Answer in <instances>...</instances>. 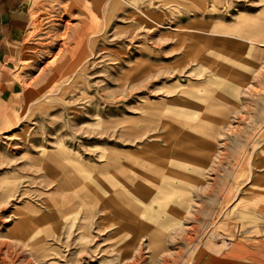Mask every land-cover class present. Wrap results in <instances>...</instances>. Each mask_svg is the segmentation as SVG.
Masks as SVG:
<instances>
[{
    "label": "rangeland",
    "instance_id": "obj_1",
    "mask_svg": "<svg viewBox=\"0 0 264 264\" xmlns=\"http://www.w3.org/2000/svg\"><path fill=\"white\" fill-rule=\"evenodd\" d=\"M24 1L0 60V264H264V47L240 42L264 41V0H101L81 47L69 1ZM152 145L184 171L161 170L175 198L125 194L142 213L122 221L123 199L103 200L127 184L105 161L139 163L128 155Z\"/></svg>",
    "mask_w": 264,
    "mask_h": 264
},
{
    "label": "bare ground",
    "instance_id": "obj_2",
    "mask_svg": "<svg viewBox=\"0 0 264 264\" xmlns=\"http://www.w3.org/2000/svg\"><path fill=\"white\" fill-rule=\"evenodd\" d=\"M67 1H69L70 3H69V5L67 6V13L69 12V10H68V8L71 10V12H72V10H77L78 12H79V14H80V16H84V18L85 19H81V21H80V25L76 28H74V33L72 34V39H73V41H74V43H75V45H76V47H78V46H80L82 43H83V41L86 39V37L90 34L91 36H93V35H96V33H98L99 32V7L101 6V0H92V2H93V5H94V7H93V13L92 12H90V10H89V8L87 7V4H86V0L85 1H82V2H85V4H82L81 5V3L79 2V0H67ZM59 1L57 0V3H58ZM68 3V2H67ZM66 3V4H67ZM134 3L137 5V1L135 0L134 1ZM56 5V4H55ZM64 5V4H63ZM133 5V4H132ZM54 7H56V6H54ZM61 7V6H60ZM64 8L66 7V6H63ZM90 7V6H89ZM62 8V7H61ZM52 9V8H51ZM63 9V8H62ZM134 9L136 10L137 8L136 7H134ZM59 10V9H58ZM65 11H63V13H64ZM136 12V11H135ZM53 13V12H52ZM55 13V12H54ZM62 13V14H63ZM61 16V15H60ZM57 17V16H56ZM68 17V16H67ZM70 17V16H69ZM61 20V19H60ZM70 21V20H69ZM63 23V22H62ZM145 23H147V22H145ZM64 27H63V30H64V32L65 33H67V31H68V33L70 32V27H72L71 26V24L68 22V21H66V23H64V25H63ZM143 27V26H142ZM141 27V28H142ZM150 27V26H149ZM143 28H146V27H143ZM66 36H68V34H65ZM61 36V35H60ZM63 36V35H62ZM59 37V36H58ZM65 37V36H64ZM64 37H60L61 39H63ZM70 37H71V35H70ZM68 38V37H67ZM241 43H243V42H246V43H250V44H254V46H257V47H264V44H261V43H264V41L263 40H259V41H256V40H251V39H243V40H241L240 41ZM60 46V45H59ZM62 46V45H61ZM81 47V46H80ZM63 52V50H61L60 49V51H59V53L61 54ZM78 52V51H77ZM59 54V55H60ZM68 56H71V53L70 54H68ZM56 55H55V59H56ZM65 57H66V55H65ZM67 58V57H66ZM52 59H53V57H52ZM84 60V59H83ZM82 62V61H81ZM257 62V61H256ZM84 63V62H83ZM258 63V62H257ZM257 63H255V64H253V68H252V70H251V72H254V79L256 80V82H260V79H263V77H259V65L257 64ZM82 64V63H81ZM48 65V64H47ZM45 67V66H44ZM47 67V66H46ZM80 69H81V67H79ZM63 70V69H62ZM77 72V71H76ZM75 72V73H76ZM67 78V77H66ZM256 108V107H255ZM259 110V109H258ZM257 113V112H256ZM256 115V114H255ZM262 115H264V113L262 114ZM262 115L261 116H259V117H261L262 118ZM260 119V118H259ZM264 119V118H263ZM262 120V119H261ZM250 121V120H249ZM251 122H252V120H251ZM250 122V123H251ZM257 125V124H256ZM233 131V130H232ZM235 135H236V133H234ZM186 135V134H185ZM234 136V135H233ZM238 136V135H237ZM235 139H236V137H235ZM151 146V145H150ZM184 148V147H183ZM182 148V149H183ZM182 149H180V150H182ZM185 149V148H184ZM183 149V150H184ZM196 149V148H195ZM205 149V148H204ZM170 150V149H169ZM186 150V149H185ZM184 150V151H185ZM189 150V149H188ZM205 150H207V149H205ZM163 151V155H165L164 157H165V159L166 158H169L170 156H169V152L166 150H162ZM162 151H160V149H158L157 148V146H155V145H152V147H150V150L148 149V150H141V151H138V152H135L134 154H133V156L131 155H128L129 157V159H131V157H133L134 158V156H137L138 157V155H142V156H146L143 160L141 159L140 160V162L139 163H137V159H135L136 161V163H137V166H136V163H133L132 161V163L134 164H129V162L128 163H121L120 161H115L114 160V155H111V156H109V158L107 159V161H105L106 162V165H108V166H112L115 170H117V172H115L114 170V172H115V174L117 173L119 176H121V177H123L124 179H122V180H124L125 182H123V183H125V184H127V188H126V185H124V186H120L119 188H116L115 189V187H113V185H111L110 183V185H109V188H110V190L112 191L111 193H112V196L110 197H104L105 198V200H103V201H109V199L111 198L112 199V201L114 200L113 198H116V197H118V198H122L123 199V202H122V204L123 205H125V207H126V211H125V215L123 216V214H122V216L120 217V220H122V221H125V220H127V219H129V220H131V219H134V217H136L139 213H142L140 210V208H141V206L140 205H138V204H133V203H129V201L127 202V201H125V198H124V196L123 195H125V194H132V195H136V196H138V197H141L142 196V198H144V199H146V200H148L149 198L150 199H152V200H155V198L156 197H158L160 194H164V196H171V198L173 199V198H175V195H173V194H175L176 193V191H177V189H176V185L175 184H171V183H167L166 184V186H165V188H164V191L163 192H161V191H159L160 189H162V186H161V182H163L164 180H167L168 179V176H165L163 173H162V171L161 170H164V169H167V170H169V169H171V173H170V176H174V173H180V172H184V171H179L178 169H179V166L177 167V164L176 165H172V163L171 162H169V161H167L166 163H165V161H161L162 163L159 165V164H157V162H159L158 160H157V157L159 156V153L160 152H162ZM193 151V150H192ZM196 151V150H195ZM179 152V151H178ZM187 152V151H186ZM185 152V153H186ZM188 152H190V150L188 151ZM168 153V154H167ZM191 153V152H190ZM194 153V152H193ZM193 153H192V155H193ZM184 154V153H183ZM188 154V153H187ZM187 154H185V155H187ZM194 154H196V153H194ZM162 155V156H163ZM182 156V157H186V156ZM55 156V155H54ZM72 156V155H71ZM188 156H189V154H188ZM179 157V155H178V153L176 152V154H174L173 155V161H177L176 159ZM57 158V157H56ZM61 158V157H60ZM69 158H70V156H69ZM72 158V157H71ZM74 158V157H73ZM126 158H127V156H126ZM127 158V159H128ZM139 158H141V157H139ZM128 159V160H129ZM187 159H188V157H187ZM191 158L189 157V159L188 160H190ZM71 160V159H70ZM153 160V161H152ZM191 160H193V159H191ZM72 161V160H71ZM195 161V160H194ZM74 161H72V163H73ZM130 162V163H131ZM197 162V161H196ZM68 163H71L70 161H68ZM198 163V162H197ZM200 163V162H199ZM64 164V163H63ZM183 164V163H182ZM66 164H64V166H65ZM70 165V164H69ZM66 166H68V165H66ZM65 166V167H66ZM79 165H78V163H77V167H78ZM82 166V165H81ZM163 166V167H162ZM184 166H187V165H184ZM189 166V165H188ZM182 167V166H181ZM68 168V167H67ZM78 169V168H77ZM182 169H184V167L182 168ZM54 171H55V173L54 174H56L57 175V177H59V178H61V180L62 179H64V184H63V187H67V189H73V187L75 188V190L73 191V192H75V194H73V195H76V198L78 197V196H80V197H82V198H87V195L84 193V190L85 189H83V188H80V184H79V181L80 180H78V179H76V177H72V175H69V171L66 169V168H64V167H62V165L61 166H59V165H56V168L54 169ZM83 171V170H82ZM174 173H173V172ZM196 171V170H195ZM76 172V171H75ZM81 172V171H80ZM114 172H113V174H114ZM145 172V174H146V176H143V173ZM186 172V171H185ZM190 172H193V171H190ZM81 173H84V172H81ZM195 173V172H194ZM77 174H78V172H77ZM109 174V173H108ZM114 174V175H115ZM84 176L85 175H89V178H90V176H92V172L91 171H87L86 170V173H84L83 174ZM70 176V177H69ZM78 176H79V178H81L80 177V174H78ZM109 176H112V175H109ZM86 177V176H85ZM99 177L101 178V176L99 175ZM103 178H104V176H102ZM107 177V176H106ZM87 178V177H86ZM89 178H88V180H89ZM92 178V177H91ZM90 178V179H91ZM97 178V177H96ZM113 178V177H112ZM111 178V181L113 180ZM147 178H149V180H150V178H155V179H157V181H155V182H149V181H147ZM82 179V178H81ZM108 179H110V178H108ZM87 180V181H88ZM92 180H93V178H92ZM104 180H106L105 178L102 180V182L104 181ZM115 180V179H114ZM153 180V179H152ZM60 181V180H59ZM58 182V181H57ZM56 182V183H57ZM82 182H85L84 180L82 181ZM93 182H94V180H93ZM98 183H101V181L99 180V181H97ZM60 183V182H59ZM58 183V184H59ZM106 184H107V182H106ZM114 184H116V183H114ZM138 184H142L143 185V190H145V192H139V191H131V189L130 188H133V187H135L136 185H138ZM82 185V184H81ZM87 185H88V183H87ZM98 185V184H97ZM100 185V184H99ZM108 185V184H107ZM58 186H61L60 184L58 185ZM84 186V185H83ZM89 187H91L90 186V184L88 185ZM88 186H86L87 187V189L89 188ZM117 186V185H116ZM85 187V186H84ZM99 187V186H98ZM60 188V190H61V187H59ZM92 188V187H91ZM91 188H89L90 189V191H91ZM137 188V187H136ZM88 189V190H89ZM93 189H95L94 187L92 188V192H94V190ZM115 189V190H114ZM11 190V186H9V187H7V190L6 191H10ZM65 190V189H64ZM63 190V191H64ZM99 190V189H98ZM101 190V189H100ZM99 190V191H100ZM262 190V189H261ZM97 191V190H96ZM263 191V190H262ZM64 193H67V192H64ZM98 193H100V192H98ZM109 193V192H108ZM92 194V193H91ZM91 194H90V196H91ZM95 193H93V195H94ZM100 194H102V193H100ZM99 194V196L100 197H102L101 195ZM104 194V193H103ZM143 195H144V197H143ZM257 195H260V194H258L257 193ZM263 195V194H262ZM261 195V196H262ZM95 196H96V194H95ZM94 196V197H95ZM92 198H93V196H91ZM113 197V198H112ZM74 198V197H73ZM94 199V198H93ZM93 199H92V201H93ZM111 200H110V202H112ZM94 202V201H93ZM115 202L117 203V201H115L114 200V204H115ZM78 203V202H77ZM90 203V202H89ZM112 203V205H114ZM144 203V202H143ZM79 204V203H78ZM77 204V205H78ZM85 204V203H84ZM80 205V204H79ZM92 205V204H91ZM115 206H118V205H115ZM66 207V206H65ZM70 208V207H69ZM72 208V207H71ZM65 209H67V208H65ZM80 209V208H79ZM78 209V210H79ZM98 209V208H97ZM118 209V208H117ZM68 210H70V209H68ZM120 210H123V209H121L120 208ZM58 211H60V210H58ZM74 211V210H73ZM124 211V210H123ZM60 212H62V211H60ZM76 213V212H75ZM80 213V212H79ZM59 213L57 212V215H58ZM65 215H67V214H69V211H66V213H64ZM84 214V213H83ZM105 217V216H104ZM103 217V218H104ZM102 221V220H101ZM104 222V221H103ZM112 223V222H111ZM117 223V222H116ZM119 224H120V222H119ZM225 231V230H224ZM179 252V251H178ZM210 258V257H209ZM208 258V259H209ZM215 260V259H214ZM217 260V259H216ZM209 261V260H208ZM207 262V261H206Z\"/></svg>",
    "mask_w": 264,
    "mask_h": 264
},
{
    "label": "crops",
    "instance_id": "obj_3",
    "mask_svg": "<svg viewBox=\"0 0 264 264\" xmlns=\"http://www.w3.org/2000/svg\"><path fill=\"white\" fill-rule=\"evenodd\" d=\"M29 22L24 0H0V60L9 57Z\"/></svg>",
    "mask_w": 264,
    "mask_h": 264
}]
</instances>
